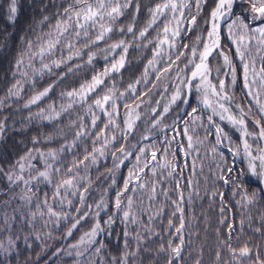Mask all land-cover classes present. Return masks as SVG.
Returning a JSON list of instances; mask_svg holds the SVG:
<instances>
[{
    "label": "trees",
    "instance_id": "obj_1",
    "mask_svg": "<svg viewBox=\"0 0 264 264\" xmlns=\"http://www.w3.org/2000/svg\"><path fill=\"white\" fill-rule=\"evenodd\" d=\"M159 2H162V0H139L141 10L136 17L135 38L131 34L119 36L113 33L110 34V38L105 37L104 40L91 44L83 37L77 40L69 34L66 38L71 40L73 44L72 49H69L62 42L57 46L53 54L45 56L44 63L49 64L51 71L45 69L42 75L33 76V69L41 68L40 59L36 57L32 67L25 66L21 69V71L28 72V77H21L19 74L13 76L12 73L15 71V62L19 54L26 52V41H35L37 35L49 31L59 18L56 13L62 12L63 7H66L67 4L64 0H18V12L15 21L12 22L8 19L10 0H0V99L4 100L3 105H0V121L6 125L4 134L0 137V167L4 170L0 172V211L11 213L12 209L21 203L19 199H16L12 200L7 206L3 205V201L10 200L22 188L21 184H10L4 173L8 172L27 150L33 148L44 151L49 149L58 150L61 146H65V151L60 153L61 159L57 162L56 166H61L62 170H66L71 165L73 159L81 160L86 151L91 152L94 141L96 142L95 147H103L102 141L97 140V135L101 131L109 138L113 135L116 136V141L105 148V156L98 157V162L95 165L91 164L90 161L85 162L88 165L87 176L91 180V185L86 194L85 207L81 209L80 214L87 212V205L93 206L101 198L107 202V208L100 210L98 217L101 224L105 227V231L97 237V240L106 245L101 255L96 256L93 254V249L96 245H93L82 257H78L75 251L71 253L67 252L69 245L76 243L94 224V209H91L87 217L81 221L72 232V235L66 239L68 229L71 228L74 219L78 216V213L73 211L74 208L80 207L79 193H77L76 196L70 195L68 197L73 200L72 208L66 206L63 208V211L69 213L68 219H61L59 224H56L53 222L55 219L53 218L44 226L38 218L35 231L40 233L41 239L37 240L34 235L29 237L27 243L21 239L17 243V250L10 256L5 257L3 253H0V264H77V261L84 262V264H105V262L112 264L111 257H118L123 251V232L125 231V225L120 220L121 214L114 212L113 202L117 191L123 188V183L128 177L129 169L135 163V155L138 154L136 149L146 145H155V149L151 150L163 149L169 147L167 143L169 140L172 141L170 151L175 153L177 158L176 163L179 165L177 171L183 169L182 185H186L187 179L191 176L193 179L199 180L200 191L199 196L194 195L191 204L187 201L184 202L186 223L184 231L185 247L181 259L176 261L175 264H195L197 260H200L201 264H232V257L227 249L220 247V240L227 239V225L233 223V221L236 222L232 237L233 247L238 248L244 243H249V246L253 248L258 246L262 253V258H264V237L254 232L255 228L261 227L260 217L264 216V191L261 190L264 188L263 185L256 183L257 177H249L247 172H245V177L240 178L239 182L244 185L250 194L252 192L257 193L256 202L250 205L241 202L238 205L236 201L241 200V193L236 191V186L232 185L229 187L216 180V165L220 164L221 167L225 165L221 164L219 156H215L214 158V154L211 152L212 146L215 145L214 126L210 125L206 118L199 125L192 123L190 117L187 115L191 111V107H197L198 101L195 97L198 94L195 91L188 99L189 104L185 106V104L177 101L176 104L170 107L167 113L162 114L164 101L162 93L164 91L161 88V83L166 78L168 83L166 91L169 93L173 91L179 83L177 77H180L182 73L178 69L183 70L185 64L188 63V59L191 58L190 49L196 47L197 52L202 50L203 38L206 37L208 31V25H205L203 20L207 19L210 9L214 6V0H207V4L203 6L201 15L197 17L196 26H191L188 23L182 24L181 28L190 30L182 31L181 36L178 38L169 37V39H175L176 47L172 48H169L168 45L161 46L158 43V35L159 39L164 38L162 31L164 17H161L157 24L149 29L146 38L139 37V30L144 28L149 19L147 9ZM195 11V5L193 4L191 13L195 14ZM236 11L239 14V9ZM131 13L132 9L127 10L126 15L121 17L117 22V26L131 23ZM44 16H48L49 20L41 25L40 21ZM188 16L189 13L186 11V21ZM169 26L172 27V25ZM96 31V29L90 30L93 40H95ZM198 36L201 37L199 42L197 41ZM221 36V47L232 58L238 76L236 86L233 88L229 84L228 91L231 95H234L236 103L245 106V110H247V105L252 103V111L256 113L255 102L244 96L242 81L240 79L241 62L235 53V45L227 38L226 32L223 30ZM118 39H125L131 44L126 55L124 67L119 72H110L104 78V85L97 88L94 93H90L87 100L83 102L77 101L67 112L62 113L58 118L47 119L46 117L49 115L54 116V113L48 109L49 104H54L55 111L59 112L61 105L67 106L69 103H72V98L67 96L62 97L61 93H66L72 89L78 90L80 85L90 83L94 75L103 72L106 67L110 68L111 64L119 59L121 54L120 49H117L114 55L112 54L105 60V55L101 53L103 47L107 49L108 45L116 42ZM149 41H152V43H149ZM85 43H89L90 46L85 48ZM182 45H187V47H183ZM78 50L81 53L79 56L76 55ZM154 50H159L161 55L157 57L156 63L153 66L149 65L148 61L153 59ZM32 51H35V47ZM177 52L181 53L179 59H177ZM90 53H96V55L92 62L88 63ZM261 55H264V53H257L253 46L252 51L246 55V59L255 58L257 68H259ZM69 56L72 58L68 59ZM169 57H171V62H169ZM24 58L25 65H27L28 56L25 55ZM53 60H63L64 63H61L59 67H55L52 64ZM208 64L212 70L210 79L213 83H216L217 80L215 71L217 68L221 70L219 79L223 78L224 73L229 72V69L223 65L222 57L216 55V53H213V56L209 57ZM165 69L168 70L165 71ZM18 79L24 84L21 95L19 97H8V87ZM33 79L35 81L34 86L31 82ZM225 79L227 84L230 81V77H225ZM137 81H140V83H136ZM113 84L118 96L123 93L120 99L117 100L118 115L113 117L115 125H119V128L113 125L105 130L104 124L108 122L107 116L99 109L93 108L92 111L95 115L99 116V120H97L96 127L94 128L91 126L92 115L88 112V105L92 104L98 95H103L106 92L105 86L112 87ZM49 85H52V90L47 97L37 104L25 107L35 93L42 91ZM129 85H135L136 91L132 92L128 87ZM183 98L185 99L186 96ZM137 104H139L143 112V117L125 136L124 130L126 129V124L124 121L126 113ZM155 104L157 110L150 117V121L161 117L160 121H158V125L155 126L149 137L140 140L145 133L146 110ZM125 105L129 107L126 109ZM42 109L45 110L44 115H38ZM201 109L200 115L206 117L209 114V110L207 111L202 107ZM233 109L235 110V108ZM108 110L111 111L110 106ZM256 114L258 116V113ZM214 119L228 133L234 142L233 146L241 142L237 129H234L227 121H220L218 116L214 117ZM70 121H76V124L70 126ZM186 121L189 128L187 135L193 136V143L196 149V151H192V155L187 157V159L189 165L191 160H196L197 169L195 174L192 173L190 166L184 167V151L189 150L187 135L182 131L186 126ZM160 125H166L167 127L163 128ZM78 130L86 131L88 134L77 140L75 148H68L67 145L75 139V132ZM249 130L255 131L251 122L249 123ZM48 136L53 138L48 140ZM173 137H175V140L172 139ZM33 138H38L39 143L34 144ZM198 141H203V144L198 143ZM225 144H227V140ZM120 147H124L126 151L135 149L132 152L133 156L125 161L121 167L115 169L113 154L117 156L120 153ZM219 151L224 154L228 165H232L234 168L246 169L247 160L242 156H233L232 152L224 144L219 145ZM34 155L37 156V159L33 160L32 163L40 170H43V159L39 158L37 153H34ZM168 158L171 160V155ZM158 159L161 162L163 161V156L159 153ZM233 161H235V165H233ZM201 165L203 166L202 172L200 171ZM109 170H112L111 174ZM79 171L81 175H85L83 166H81ZM27 173L28 169L26 168L25 174ZM35 174V172L32 173V175ZM176 178L179 179L180 177ZM113 179H115V184H113ZM167 183H170L173 189L175 188L174 180ZM33 184L36 196L33 199L32 210H35L36 201L42 200L45 193L49 196V203L53 204L57 211L61 210V206L58 203H54L51 199L53 192L51 184L46 182L38 184L34 182ZM81 184L87 186L84 181H81ZM134 187L135 182L130 185V188ZM188 191L189 189L185 187V196H187ZM206 191L223 193V207L225 208L223 214L220 211L222 206L220 199L210 198L209 195H205ZM234 192L236 193L235 195L233 194ZM170 195L172 200L177 198L175 191H171ZM125 196H133L135 201L133 211L137 209L142 210L143 207L148 206L149 202L146 193L138 188L135 189V192L129 191ZM159 202H163L162 197H158L157 204ZM172 211H174V208H172L170 202H167L163 216L156 218L152 222L147 220V213L142 214L143 225H147L153 230V233H158L159 235L145 232L144 227L140 224L128 225L127 230L133 236H135L136 232H139L141 235L148 237V241L144 245L148 251L141 250L138 257L130 259L129 264H166L164 255L161 254L157 257L156 250L161 242H164L165 247H167V240L170 237H173V243L177 242L174 239V231L167 228L169 219H172L174 224H179L178 217H171L170 213ZM110 215L114 216L116 222L109 227L104 222ZM249 217H251L250 221L248 220ZM241 218H244L246 221L243 232L239 228V220ZM44 219H48V217ZM222 219H224L223 224L220 222ZM18 223L19 219L17 220ZM248 223H251V227H248ZM30 231L32 229L25 225L24 232ZM237 236H239V240L236 239ZM134 246V239L129 237L130 250H134ZM59 248L61 250L49 259ZM217 251L221 255L220 261L216 259Z\"/></svg>",
    "mask_w": 264,
    "mask_h": 264
},
{
    "label": "snow or ice",
    "instance_id": "obj_2",
    "mask_svg": "<svg viewBox=\"0 0 264 264\" xmlns=\"http://www.w3.org/2000/svg\"><path fill=\"white\" fill-rule=\"evenodd\" d=\"M67 4L63 7L62 12H57L56 15L59 17L55 24L51 26V29L47 32H43L41 35H37L35 41H26V52L19 54L15 62V71L12 73L13 76L19 74L21 77H28L27 71H21L25 66L32 67L33 61L36 57H39L41 68L33 69V76L42 75L43 71L47 69L51 71L49 64L44 63L46 55L54 53V50L62 42L67 45L69 49H72L73 44L70 39L66 37L71 34L77 40L83 37L86 41L91 44H96L99 41L105 39V37L110 38V34H118L123 36L125 34H131L133 38L136 36V17L138 16L141 5L139 0H64ZM195 5V14L191 13L192 5ZM207 4V0H162V2L155 3L153 7L148 8V16L143 29L139 30V37L146 38L149 29L153 28L154 25L164 17L163 23V39L157 37L158 43L163 45H168L169 48L176 47L175 39L181 36L182 31H188L190 29L181 28L182 24L188 23L191 26L197 25V17H199L203 11V6ZM132 9L131 17L132 22L126 25L117 26V22L121 17L126 15L127 10ZM237 9H239V14H237ZM189 13L187 21L185 20V12ZM18 12V0H10L8 6V19L12 22L15 21ZM170 15V19H169ZM49 20L48 16H44L40 21L43 25ZM205 25H208V31L206 37L203 38L202 51L197 52L196 47L190 49L191 58L188 59V63L185 64V69H189L191 72L190 77L185 76L184 78L177 79L179 83L177 84L173 95L170 98V104L165 106L163 111L167 113L169 111V106L171 104H176L179 101L182 104H189V100L184 99V96L191 97L192 93L195 91L198 96L195 97L198 101L197 107H191V111L187 113L190 117L192 123L197 125L202 123L204 118L207 119L210 125L214 126L215 132V145L212 146L211 152L215 156H219L221 164H217L216 180L222 182L223 184L231 187L236 186V191L241 193V200L236 201L239 205L243 202L246 205L254 204L256 202V192L251 194L244 187L243 184L239 182L240 178L245 177V172H247L249 177H257V184L264 185V55L260 56L261 64L257 68L255 58L246 59V55L252 51L253 46L257 53H264V0H214V6L210 9L207 19L203 20ZM169 25H172L170 27ZM96 29L95 40L92 39L90 35V30ZM222 30L226 32V36L235 45V53L239 57L241 62V72L240 79L242 81V89L244 96L255 102L256 113H253V104L249 103L247 105V110L245 106L236 103L234 95H231L228 91L229 84L231 87H235L237 84V70L233 64L232 58L225 52L221 47V32ZM201 37H197L199 42ZM152 43V41H149ZM89 43H85L84 47H89ZM187 47V45H182ZM35 47V51L32 49ZM131 44L125 39H118L116 42L108 45L106 49L107 52L114 53L117 49L121 50L119 59L111 64V67H106L103 72L98 73L92 77L90 83H85L80 85L79 89H72L66 93H61V96H67L72 98V103L67 106L61 105L60 111H55V105L49 104L48 109L54 113V116L49 115L47 119L58 118L62 113L67 112L74 103L77 101L83 102L87 100L90 93H94L97 88L104 85V78L109 75L110 72H119L125 65L126 55L128 53ZM213 53L222 57L223 65L229 69V72L223 75L227 78L230 77V81L226 84V79H219L221 75L220 68H217V80L213 83L210 79L211 68L208 64L209 57L213 56ZM81 53L78 50L76 55L79 56ZM25 55L28 56L27 65H25ZM96 53H90L88 63H91ZM161 55L159 50H154L153 59L149 60V65H155L157 57ZM177 59H179L181 53L177 52ZM72 57L69 56L68 59ZM198 58L199 62H196ZM108 59V57H105ZM169 62H171V57H169ZM63 60H53L52 64L55 67H59ZM79 67V66H77ZM168 69H165L167 71ZM71 71V69H69ZM178 71H183L179 70ZM33 86L35 84L34 79L31 81ZM196 82V83H193ZM136 83H140L137 81ZM24 84L21 80H16L7 89L8 97H19L23 90ZM106 87V92L103 95H98L94 99L92 104L88 105V112L92 115L91 126L96 127L97 120L99 116L95 115L92 111L93 108L99 109L104 113L108 122L104 124V129H108L109 126L115 125L113 117L118 115V105L117 100L120 96L116 94L115 86ZM129 89L135 92V85H129ZM52 90V85L44 88L42 91L35 93L25 105L37 104L39 101L48 96L49 92ZM4 100L0 99V105H3ZM111 107V111L108 107ZM203 109H208L209 114L206 117H202L200 112ZM129 106L125 105L127 109ZM139 107V105H136ZM235 108V112L233 111ZM134 111V109H132ZM155 111V109H153ZM45 110L42 109L38 115L43 116ZM219 117L220 121H227L237 129L240 134L241 142L235 144L229 137L228 133L224 131V128L214 119V117ZM136 119H139L137 115ZM126 129L124 130V135L134 127V120L131 116V111L126 113L125 118ZM251 122L252 127L255 131L249 130V123ZM186 126L182 129L185 135L188 134L189 128ZM76 121H70V126L75 125ZM6 125L0 121V137L3 136ZM81 127H83L81 125ZM119 128V125H115ZM195 131V129H193ZM86 131H76L75 139H73L68 145V148H75L77 145V140L80 137L87 135ZM53 137L48 136L47 139L51 140ZM175 140V137L172 138ZM97 140L102 141L103 147H95V141L93 142V148L91 152H87L81 160L73 159L71 165L62 170L61 166H56L57 162L60 161V153L65 151V146H61L60 149H49L47 151L33 148L27 150L24 155H21L15 164L9 169L8 172L4 173L7 180L12 185H20L18 193H15L10 200L3 201V205L7 206L12 200L19 199L21 203L12 209L11 213L7 211H0V253H3L5 257L10 256L14 251L17 250V243L21 239L25 243L28 242L30 236H35L37 240L41 239L39 232L35 231L36 221L39 218L44 226H46L50 219H54V223L59 224L61 219H68L69 213L63 211L66 206L72 208L73 200L68 197L76 196L79 193V204L80 207L74 208L73 211L78 213V216L74 219V223L71 228L68 229L67 235L71 236L73 229H75L82 220H84L87 215L91 212L92 205H87L89 212L81 213V209L85 207L86 194L91 185V180L87 176L88 165L85 162H91L95 165L98 162V157L105 156V148L116 141V136L113 135L111 138L107 137L103 131L97 135ZM227 140V144L225 141ZM250 140L252 141L250 143ZM33 143H39L38 138H33ZM169 147L163 149H155V145H146L136 149L138 153L135 155V163L133 167L128 171V177L123 183V188L117 191L113 208L115 213H119L121 222L125 225V231L123 232V251L120 256L111 257L112 264H129L130 259L138 257L141 250L148 251L144 245L148 241V237L141 235L136 232L135 236L129 232L128 225H142L145 232L149 234L159 235L158 233H153V230L147 225H143L142 214L147 213V220L149 222L154 221L156 218L163 216L165 211V204L170 202L174 211L170 213L171 217H178L179 224L173 223L172 219L168 220L167 228L168 230L174 231V239L177 241L173 243V237L167 240V247L165 243L161 242L158 249L156 250V256L159 257L161 254L164 255L166 264H175L176 261L180 260L185 247L184 231L186 227L185 223V208L184 202L187 201L189 204L192 203L193 197L199 196V180L193 179L191 176L187 179V184L182 185L183 181V169L179 168L176 163V155L174 152L170 151L171 140L167 141ZM198 143L203 144V141H198ZM224 144L225 147L232 152L235 157L242 156L247 160V167L244 168H234L232 165H228L224 157V154L219 151V145ZM187 145L188 149L184 151V167H191L192 173H196L197 163L196 160L189 161L187 157L192 155V151H196L193 136L187 135ZM121 157L115 156L113 154V164L114 168L118 169L125 161L129 160L133 156L132 152L126 151L124 147L119 148ZM39 158L43 159V170L37 168L32 161ZM158 153L163 156V161L158 159ZM198 154V153H197ZM171 155L172 159L168 157ZM143 158V159H142ZM151 161V163H149ZM235 165V161H233ZM83 166V171L85 175H81L79 169ZM28 169L27 176L25 175V170ZM3 168L0 167V172H3ZM112 170H110L111 172ZM200 171H203V166L201 165ZM35 172V175L32 173ZM150 174V176H149ZM176 177H180L177 179ZM207 179V178H205ZM175 181V188H172L168 181ZM81 181L86 182V185H82ZM46 182L53 186V192L51 199L54 203H58L61 206V210L49 203V196L47 193L44 194L42 200H37L35 203V210H32L33 199L36 196V192L33 188V183ZM135 182V187L130 188ZM113 184H115V179H113ZM189 189L187 196H185L184 188ZM138 188L142 190L147 195L148 206L141 209L133 211L135 207V201L133 196H125L129 191L135 192ZM264 191V188L261 189ZM175 191L177 198L175 200L171 199L170 192ZM236 194L235 192L233 193ZM205 195H209L210 198H219L221 201L220 211L223 214L225 208L223 207V193L217 191L205 192ZM158 197L163 198V202L157 204ZM156 205L155 207H153ZM96 212L94 213L93 219L94 224L89 231L85 232L79 239V241L71 245L72 248L81 249L76 252L78 257L84 256L85 252H88L93 245L96 247L93 249V254L100 256L106 245L97 240L100 233L105 231V227L101 224L99 217L100 210L107 208V202L101 198V200L95 204ZM48 217V219H44ZM19 223L17 224V220ZM194 219V217H193ZM251 220V217L248 218ZM114 216H108L107 220L104 222L107 226H111L115 223ZM224 223V219L220 221ZM245 219L241 218L239 220L240 231L243 232L245 227ZM261 227L255 228L254 232L264 237V216L260 217ZM14 225H16L14 227ZM28 226L32 231L25 233L24 227ZM236 227V222L227 225V239L220 240V247L227 249L228 253L232 257V264H264V258H262V253L260 248L257 246L255 248L250 247L249 243H244L242 246L233 247L232 237ZM248 227H251V223H248ZM129 237H132L135 241L134 250L129 248ZM163 240V238H161ZM239 240V236L236 237ZM217 261H220V252L216 253ZM77 264H84V262L77 261ZM107 264V262H105ZM195 264H201L200 260H197Z\"/></svg>",
    "mask_w": 264,
    "mask_h": 264
},
{
    "label": "rangeland",
    "instance_id": "obj_3",
    "mask_svg": "<svg viewBox=\"0 0 264 264\" xmlns=\"http://www.w3.org/2000/svg\"><path fill=\"white\" fill-rule=\"evenodd\" d=\"M202 51V50H201ZM116 52V51H115ZM114 52V53H115ZM101 53H102V55H105V57H110L112 54L114 55V53H107V51H106V49L103 47L102 48V51H101ZM105 57H104V60H105ZM196 62H199L198 61V58H197V60H196ZM191 68V65L189 66V69ZM190 75H191V72H190V70H187V69H183V71H182V73H181V75H180V78L182 79V78H184L185 76H187V77H190ZM221 79H225V76H223V78H221ZM178 82H179V80H178ZM193 83H196V82H193ZM161 88L163 89V93H162V95H163V99H164V101H163V109H164V107L165 106H168L169 104H170V98H171V96L173 95V93H174V91H175V88H174V90L173 91H171L170 93L168 92V91H166L167 90V88H168V83H167V81H166V78H164V80H163V82L161 83ZM188 98H189V96H186V98L185 99H187L188 100ZM137 105H139V104H137ZM173 104H171L170 106H169V109H170V107L172 106ZM200 107H202V106H200ZM132 109H134V111H132ZM130 111H131V116H132V119L134 120V126L136 125V123L139 121V120H141L142 119V117H143V112L141 111V108L140 107H133ZM153 109H155V111H153ZM156 110H157V107H156V104L154 105V106H151L148 110H146V114H145V116H146V120H145V128H144V135L142 136V138H140L141 140L142 139H144V138H147V137H149L150 135H151V133H152V131L155 129V126L156 125H158V121H160V118L161 117H159V119H158V117L157 118H155L153 121H150V117L152 116V115H154L155 114V112H156ZM205 110H207L208 111V109H205ZM210 111V110H209ZM233 111L235 112V110L233 109ZM162 114H164V111H163V113ZM137 115L139 116V119H136V117H137ZM161 116V115H160ZM161 127H163V128H165V127H167L166 125H160ZM132 130V129H131ZM250 143H251V141H250ZM129 152H130V150H129ZM117 157H121V154L119 153L118 155H117ZM122 158V157H121ZM121 167V166H120ZM112 172V171H111ZM110 172V170H109V173H111ZM108 173V174H109ZM26 176H27V174H25ZM22 185V184H21ZM33 186H34V184H33ZM22 187H23V185H22ZM100 200H98V202H99ZM97 202V203H98ZM97 203H95V204H97ZM95 204H93V206H92V209H94V213L97 211L96 210V208H95ZM89 212V209L87 210V213ZM79 241V240H78ZM77 241V242H78ZM76 242V243H77ZM76 243H73V244H71V245H74V244H76ZM71 245H69V247H68V250H67V252H73V251H75V252H77V251H79V250H81V249H76V248H72L71 247Z\"/></svg>",
    "mask_w": 264,
    "mask_h": 264
},
{
    "label": "water",
    "instance_id": "obj_4",
    "mask_svg": "<svg viewBox=\"0 0 264 264\" xmlns=\"http://www.w3.org/2000/svg\"><path fill=\"white\" fill-rule=\"evenodd\" d=\"M134 149H135V148H133L130 152H133ZM86 213H87V212H86ZM73 231H74V229H73ZM73 231H72V232H73ZM68 237H70V236L67 235V236H66V239H67ZM66 239H65V240H66ZM60 250H61V248L57 249V250H56V251L50 256L49 259H51V258H52L56 253H58ZM49 259H48V260H49ZM48 260H47V261H48Z\"/></svg>",
    "mask_w": 264,
    "mask_h": 264
},
{
    "label": "built area",
    "instance_id": "obj_5",
    "mask_svg": "<svg viewBox=\"0 0 264 264\" xmlns=\"http://www.w3.org/2000/svg\"><path fill=\"white\" fill-rule=\"evenodd\" d=\"M263 187H264V185H263ZM1 192V191H0Z\"/></svg>",
    "mask_w": 264,
    "mask_h": 264
}]
</instances>
